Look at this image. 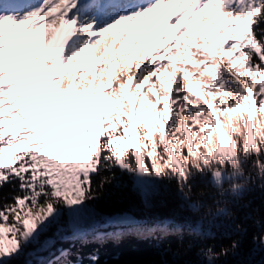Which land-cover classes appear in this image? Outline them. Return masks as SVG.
I'll return each instance as SVG.
<instances>
[{
	"label": "snow or ice",
	"instance_id": "snow-or-ice-1",
	"mask_svg": "<svg viewBox=\"0 0 264 264\" xmlns=\"http://www.w3.org/2000/svg\"><path fill=\"white\" fill-rule=\"evenodd\" d=\"M236 162L264 176V0H0V264H100L86 246L133 235L192 247L178 213L101 212L113 190L148 205L174 184L195 235L246 232V172L214 209L191 195L210 175L223 196Z\"/></svg>",
	"mask_w": 264,
	"mask_h": 264
},
{
	"label": "trees",
	"instance_id": "trees-1",
	"mask_svg": "<svg viewBox=\"0 0 264 264\" xmlns=\"http://www.w3.org/2000/svg\"><path fill=\"white\" fill-rule=\"evenodd\" d=\"M225 169L226 174L222 183L223 196L220 195V189L211 182L210 175L198 179L197 186L191 195L193 199H200L214 209L216 201L232 199L228 191L231 185L242 182L239 175L230 177L227 173L246 172L249 176V189L245 191L239 204H229V207L235 210L237 220L246 226V232H238L232 226L213 229L214 237L195 235L190 231L186 218H190L191 229H194L197 217L188 210L181 211L180 204L183 201L174 184L167 189L162 187L159 195L152 197L148 205L130 190H113L114 195L98 202L101 212L108 215L132 213L137 217V220L150 224L178 213V223L185 226L183 240L191 241L192 247L183 251L180 256H176L179 239L177 236L142 239L133 235L121 239L119 243L109 241L103 246L88 245L84 248L85 255L93 249L99 248L100 264H208L207 261H201L198 256V251L202 246L214 244L218 251L222 245H228L233 239L239 237L241 243L237 254L221 257L215 264H264V247H260L253 241L254 234L264 233V187H261L264 184V176L259 174V170L252 163L243 165L241 162H236L226 165ZM201 190L203 191L202 196L200 195ZM242 205H247V207H242ZM205 211L206 209H201L202 213ZM112 230V228L101 229V231ZM61 246L67 248L69 244L58 245V247ZM18 264H22V261ZM84 264H88L87 259L84 260Z\"/></svg>",
	"mask_w": 264,
	"mask_h": 264
},
{
	"label": "water",
	"instance_id": "water-1",
	"mask_svg": "<svg viewBox=\"0 0 264 264\" xmlns=\"http://www.w3.org/2000/svg\"><path fill=\"white\" fill-rule=\"evenodd\" d=\"M128 214L135 217V219L137 220V217L134 214H132V213H128Z\"/></svg>",
	"mask_w": 264,
	"mask_h": 264
}]
</instances>
